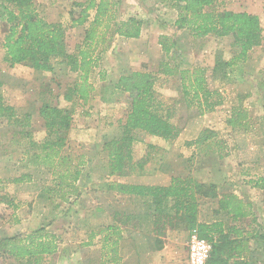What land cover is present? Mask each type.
<instances>
[{"label":"rangeland","instance_id":"1","mask_svg":"<svg viewBox=\"0 0 264 264\" xmlns=\"http://www.w3.org/2000/svg\"><path fill=\"white\" fill-rule=\"evenodd\" d=\"M84 2L85 0H36L38 12L43 18L49 22H61L67 27L70 53L75 52L76 46L82 43L85 36V27L70 28L71 13L80 11V8L74 4ZM218 3L220 10L248 12L259 16L264 36V0H218ZM117 14L119 20H127L130 17L144 20L146 27L143 36L138 40L116 38L102 53L99 67L91 78V82L96 87L95 97L86 106L78 100L74 102L65 100V93L77 80V75L71 73L61 61H53L55 64L53 73L36 72L30 65L10 68L4 61L3 49L7 26L0 22V78L5 82L2 90L6 105L21 111L29 110L35 114L44 101L52 100L54 105L71 111L74 115V124L67 136L68 152L74 156L75 162L83 157L82 170L85 178L80 183L82 194L79 198H72V205L42 199V190L45 186L51 185L53 173L42 166H36L32 154L24 153L29 147V139L18 141L20 135L12 136L14 129L18 128L0 120V179L6 180L4 185H0V194L7 195L13 202L10 206L0 205V238H9L18 234L28 237L39 229L59 237V249L52 256H44L39 260L17 261L0 251V264H75L76 262L82 264V260L84 264L87 260L93 264H101L103 261L112 264L109 261L110 249L103 253L101 251L103 233L100 235V231L106 228V224L100 228L91 227L83 222L84 217H79V214L84 213L85 208L89 206L86 203L89 195L85 193L91 189L102 192L108 182L119 180L106 176L107 154L102 150V138L105 134L121 133L119 122L125 119L128 109L125 96L117 97L111 85L123 73L157 72L158 64L166 60L158 46V39L161 35L171 37L174 34V22L177 20V11L170 6V3H161L159 0H121ZM189 42L190 39L186 36L183 43L186 50L189 49L184 53V68L205 69L210 89L221 96L223 104L213 112L201 116L197 109L188 107L178 80L166 79L159 75L157 97L165 110L173 108L172 121L181 129V134L175 141L166 142L160 138H151L142 132L136 133L138 143L136 148H133L134 157L137 161L147 160L144 171L148 172L144 180L143 177H139L140 174L135 173L122 178L125 180L122 183H150L153 180L152 175L160 170L176 173V176L183 178L191 177L204 183H215L220 195L235 194L251 204L254 217L233 223L225 213L218 211L217 200L203 199L200 203L199 219L211 223L222 221L227 230L237 226L245 233H262L264 232V191L254 188L250 182L264 178V43L250 54L246 63L223 69L226 70V76L220 81L218 78L215 79L213 74V69L217 67L216 58L220 53V60L229 62L233 55L232 40L211 37L207 39L205 47L199 51L190 49ZM101 76L104 77V81H101ZM240 107L246 110L250 117V128L246 132L233 130L227 125L233 110ZM31 121H34L33 116ZM205 129L216 131L218 137L199 147L187 145L188 142L197 139ZM45 137L44 130L40 132L36 130L32 136L34 141L38 142H42ZM22 174H31L33 181L23 184L10 183V180ZM97 192L96 195L102 197V194ZM104 197L106 199L101 200L102 198L98 197L95 199L94 194H91L89 199L96 203L103 201L104 206L107 207L109 204V209H113L112 204L119 202V208L123 210V213H118L119 216L133 218L129 226L114 225L120 228L121 238L117 236L112 240L120 238L116 246L118 256L121 250L125 262L135 264L137 259L133 256L135 253L131 236H135L137 232L130 231L126 227L133 229L134 225H141L138 231H146L143 216L145 212H149L148 205L143 201L115 199L107 194ZM56 204L59 207L55 208ZM102 211L105 216L109 214L103 209ZM92 233L97 235L93 237L96 243L91 246L93 248H87L89 246L86 242ZM98 236L101 237V242L96 238ZM164 236L160 237H164L162 242L165 244V249L156 256L146 255L143 263L140 264H157V259L161 260L162 264L166 262L191 264L189 261L191 234L177 229L167 231ZM72 254L75 263L71 261ZM254 263L263 264L259 261Z\"/></svg>","mask_w":264,"mask_h":264},{"label":"trees","instance_id":"2","mask_svg":"<svg viewBox=\"0 0 264 264\" xmlns=\"http://www.w3.org/2000/svg\"><path fill=\"white\" fill-rule=\"evenodd\" d=\"M159 1L170 3L177 11L174 34L171 37L161 35L158 39V46L166 60L158 64L157 72L123 73L111 85L117 97L125 96L128 111L125 119L119 122L121 133L105 134L102 138V150L107 154L108 178H124L135 173H144L147 160L137 161L133 153L138 139L136 133L142 132L166 142L179 138L181 129L172 121L173 108L165 110L157 97L156 88L160 76L178 80L188 107L197 109L201 116L222 106L221 96L209 87L206 70L200 67L184 68V53L189 49L186 50L183 43L186 36L190 39V49L197 51L202 50L207 39L211 37L232 40L233 55L229 62L221 61L220 53L216 58L217 67L213 69V74L220 81L226 76V70L223 69L246 63L250 54L264 43L263 28L257 15L220 10L218 0ZM120 4L121 0H85L84 3L74 4L80 11L71 13L70 28L85 27V36L82 43L76 46L75 52L70 53L67 27L61 22H49L43 18L38 12L36 0H0V22L7 26L3 43L4 61L10 68L30 65L33 70L41 73H53V61H61L71 73L77 75V80L65 93V100H78L83 106L89 105L96 93L91 78L99 67L102 53L116 38L141 39L146 27V22L138 17L119 20L117 13ZM101 78L104 81V77ZM4 85L5 82L0 78V120L18 128L12 130V136L20 135L18 141L29 139L25 155L32 154L36 166H42L53 173L52 183L43 188L41 198L72 205V198L81 196L80 183L85 179L82 170L83 157L75 162L74 156L68 152L67 136L73 128L74 115L71 111L54 105L52 100L44 101L35 114L6 105L2 90ZM241 108L233 110L227 125L233 130L246 132L250 128V117ZM36 130L45 131L46 137L42 142L32 138ZM217 137L216 131L205 129L197 139L187 145L199 147ZM32 181L31 174H22L10 180V183L23 184ZM4 183L6 180L0 179V185ZM250 183L254 188L264 191V178ZM106 187L112 192L148 199L147 205L151 212L145 216L154 218V234L160 236L168 230L182 229L188 231L191 238L195 234L199 239L209 241L212 250L206 264H253L254 261L264 264V232L245 233L237 226L227 230L222 221H199L200 203L203 199L217 200L218 211L225 213L233 223L254 217L251 204L235 194L220 195L215 183L175 176L168 186L110 181ZM2 204L10 206L13 202L7 195L0 194V205ZM56 207L59 205L56 204ZM119 231L120 228L116 226H108L100 231V235L103 233L105 236V249H110L109 261L113 264L120 261L116 247L121 238ZM95 235L96 233L92 234V237ZM117 236L120 238L112 240ZM155 243L158 248L162 247L160 240L157 239ZM58 249L59 237L45 232L44 229H39L28 237L18 234L0 238V251L17 261L39 260L56 254Z\"/></svg>","mask_w":264,"mask_h":264},{"label":"crops","instance_id":"3","mask_svg":"<svg viewBox=\"0 0 264 264\" xmlns=\"http://www.w3.org/2000/svg\"><path fill=\"white\" fill-rule=\"evenodd\" d=\"M151 138H156V137H151ZM137 143H138V141L134 144V148H136ZM164 171L160 170L157 173H155L154 175H152L153 180L150 183L149 182H144V183L141 182V183H130V184H139V185H146V186H168L171 182L172 177L176 176L175 175L176 173H167V170H164ZM147 172L148 171L146 170V172L142 173L141 176H139V177H141V178L143 177V180H144V177L147 174ZM159 172H163L166 174L161 175ZM115 178L119 179L118 180L119 183H122V181H125L122 178H118V177H115ZM127 184H129V183H127ZM97 191H99V193L102 194V197L96 195L98 193ZM100 191L101 190L91 189L89 192H87L85 194L89 195V197L91 194H94L95 199H97V197H98V198H102L101 200L106 199V197H104V196H106V194H107L108 196H111L115 199H124L125 201H127V200H132V201L135 200L138 202L143 201L147 205L148 199H141L138 197H133V196H128V195H123V194H119L116 192H112V191H109L107 189V187H103L102 192H100ZM89 197L87 198L88 201L86 200V203H88L89 206L87 208H85L84 213L82 212L79 214V217L82 216L85 218V221L83 220V222H86L85 224H88L91 227H95V228L104 227L105 224H106L105 225L106 227L114 226V225H117V226H119V225L129 226L130 225V220L133 219L131 216L130 217L124 216V215L119 216V214H118V213H123L122 212L123 210H121V208H119V204H120L119 202H116V204L115 203L112 204L113 209H109V204L106 207L103 205V203H102L103 201L101 203H96L95 201H91L89 199ZM102 209L109 212V214H107V216L103 215ZM109 210H112V211L110 212ZM149 212H151V211H149ZM145 214H146V212L144 213V216H143V218H145V222H146V231H138V229L141 228V225H134L133 229H131L130 227H126L130 231L134 230V232H137L135 236H131L132 237L131 242L133 244V251L135 253V255H133V256H135L137 259L135 264L143 263V259L146 255L150 254L151 256H156L158 253H161L165 249V244H163V242H162V239H164L165 236L163 235L164 237L162 238V237H160L162 235L159 236L157 234H154V232L152 231L154 218H152V216H151V218H148L145 216ZM139 220H141V219H139ZM199 221L203 222L200 219H199ZM204 222L211 223L208 221H204ZM121 229L123 230L124 228H121ZM168 231H175V230H168ZM92 234H94V233H92ZM92 234L86 242V245L89 246L87 248H93L91 246H93L94 243H96L95 240H93ZM95 236H97V235H95ZM104 237L105 236H102V246H101L102 247L101 248L102 253H103V251L107 252V247L105 249ZM96 238L99 239L98 241L101 240L100 236H98ZM157 239L161 241V244H162L161 248H158V245L155 243V241ZM107 244L108 243H106V245ZM121 253H122V251L119 250V256L118 257L120 258V261L116 264H129L128 262H125L126 259L122 257ZM75 255H77V253ZM161 255H163V254H161ZM71 257H73L71 259V261L74 262V260H73L74 255L72 254ZM87 261H86V264H93L90 260H87ZM81 263L84 264L85 262H83V260H82ZM156 263L162 264V261L157 259ZM75 264H77V262ZM101 264H108V262L103 261ZM165 264H167V262Z\"/></svg>","mask_w":264,"mask_h":264},{"label":"built area","instance_id":"4","mask_svg":"<svg viewBox=\"0 0 264 264\" xmlns=\"http://www.w3.org/2000/svg\"><path fill=\"white\" fill-rule=\"evenodd\" d=\"M212 244L205 240L199 239L195 234L191 238L189 246V261L191 264H206L210 257Z\"/></svg>","mask_w":264,"mask_h":264}]
</instances>
